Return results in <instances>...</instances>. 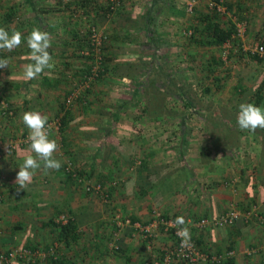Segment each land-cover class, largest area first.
<instances>
[{
    "label": "crops",
    "instance_id": "1",
    "mask_svg": "<svg viewBox=\"0 0 264 264\" xmlns=\"http://www.w3.org/2000/svg\"><path fill=\"white\" fill-rule=\"evenodd\" d=\"M246 1L228 0L233 12L225 16L236 26L238 16L246 15L244 44L249 47L254 35L264 43V0L245 9ZM188 4L191 0H122L118 12L103 15L105 0H0V26L25 37L14 51H0V58L10 60L8 68H0V137L9 143L0 153V252L17 247L47 252L56 246L54 255L62 258L54 262V255H36L10 264H165L166 250L175 246L172 235L162 232L153 240L117 223L118 217L147 223L157 210L174 219L183 215L190 239L204 252H234L218 262L192 264H264V222L243 215L256 206L264 216V129L253 133L237 125L242 102L264 106V58L250 55L259 62L256 74L235 72L223 65L219 46L180 40L185 26V34L193 27L201 33L205 23L200 19L210 11L199 4L190 15ZM149 16L154 24L146 26ZM87 19L108 34L110 60L107 76L89 87L84 83L91 60L82 55ZM34 28L50 32L55 67L26 80L23 68L32 63L26 37ZM145 45L154 52L143 64L149 73L128 74L132 71L125 72L128 63L122 57H135L131 51ZM179 47L191 53V71L180 80L193 88L197 109L188 110L180 98H167L166 90L148 85L157 74L150 71L160 66L180 73L183 64L171 63L178 60ZM126 48V54L119 52ZM247 53L235 51L231 60H245L241 56ZM125 78L145 80L143 94L133 83L126 86ZM73 89L79 97L68 107ZM2 102L12 114L4 113ZM30 110L47 114L49 122L60 120L59 127L51 124V136L60 145L55 156L62 167L47 174L37 170L27 190L18 191L19 166L31 152L30 142L19 141L28 136L22 116ZM69 160L81 176L102 183L104 195L87 192L66 171ZM233 207L242 213L233 225L192 224ZM63 215L76 220L75 239L59 236L56 223Z\"/></svg>",
    "mask_w": 264,
    "mask_h": 264
},
{
    "label": "built area",
    "instance_id": "2",
    "mask_svg": "<svg viewBox=\"0 0 264 264\" xmlns=\"http://www.w3.org/2000/svg\"><path fill=\"white\" fill-rule=\"evenodd\" d=\"M227 0H216L212 2L211 6L215 7L217 12L220 15H230L231 12L228 9L226 4ZM107 6L110 8V11L114 14L118 8L122 6V0H106ZM192 8V6H190ZM85 18H88L85 16ZM91 21V20H90ZM87 19V25L84 33H88L89 43L92 46L93 51L95 52V63L92 67L91 74L86 76L84 86L89 87L90 82L97 80L101 72H105V65L103 62V47L107 43L108 34L103 32L96 23L90 22ZM248 21L247 20H239L236 23L235 30L233 33L223 42L221 45V58L225 65H230L232 54L237 51L248 50L253 54H257L259 58H264V43H255L253 46H247L244 44V38L247 33ZM84 56L90 55V49L85 48L82 51ZM79 97L78 89H73L69 96L66 98V105L70 107L73 105ZM3 103L4 113L12 114V109L6 102ZM60 120H54V122L50 121V124H58ZM59 127L60 125H56ZM28 136L21 138L20 142H29L27 140ZM7 143L5 139L0 137V153L6 148ZM12 147L17 146L16 143H10ZM66 171L71 173L77 180L83 184L87 192H93L100 195H104V186L102 183L94 182L84 176H81L74 166L73 161L69 160L66 164ZM0 170V175H1ZM3 200V194L0 191V206ZM242 215L241 211L236 208H231L226 212L221 213L216 218L210 220L208 218H201L197 220H192V224L195 227L202 228L207 225H213L215 227H225L233 225L237 219ZM247 221H250L253 218L259 220V222H264V216L261 215L256 206H251L246 212L243 214ZM70 216L63 215L59 218V221L62 224L67 223L70 220ZM174 218H169L165 216L160 210L154 212V217L147 223L136 222L130 217H118L117 223L119 228L131 227L134 230L141 233L145 238L156 239L162 232L169 233L175 238V246L169 247L165 255L163 256V261L165 264H169L172 262L178 263H197L200 261H211L218 262L221 259H225L227 257H231L234 252L228 251L225 255H210L209 253L204 252L199 248V246L190 239V242L187 247H180V237L176 235V227L172 226V222H174ZM2 223V217L0 214V226ZM1 232V231H0ZM56 251V246L51 247L47 252H40V250H33L27 247H17L7 251L0 252V264H10L13 261L17 260H25L28 258H32L36 255H42L43 257H48L49 255H54ZM56 256V255H54Z\"/></svg>",
    "mask_w": 264,
    "mask_h": 264
},
{
    "label": "clouds",
    "instance_id": "3",
    "mask_svg": "<svg viewBox=\"0 0 264 264\" xmlns=\"http://www.w3.org/2000/svg\"><path fill=\"white\" fill-rule=\"evenodd\" d=\"M23 33L16 29L9 30L0 26V51L12 52L19 48L24 42ZM27 47L30 49L28 63L23 68V76L26 80H33L55 67V61L49 49L52 46V37L47 30L34 28L26 37ZM10 60L0 58V68H8ZM23 124L29 130L27 140L30 142L31 152L23 158L19 166L15 183L17 190H27L32 183L37 170L43 169L45 174L50 170L58 171L62 162L56 158L60 145L52 138V125L49 116L38 110H30L23 113ZM237 125L241 131L256 132L264 129V106H258L252 102H242L239 105ZM187 221L183 215L176 217L172 226L176 227V235L180 237V247H187L190 242V228L186 226Z\"/></svg>",
    "mask_w": 264,
    "mask_h": 264
},
{
    "label": "trees",
    "instance_id": "4",
    "mask_svg": "<svg viewBox=\"0 0 264 264\" xmlns=\"http://www.w3.org/2000/svg\"><path fill=\"white\" fill-rule=\"evenodd\" d=\"M226 4L228 6L229 11H232V5L230 3H228V1L226 2ZM119 9L120 8H118L116 12H118ZM112 14L113 13L110 11V8L107 6V4H105V8L103 9V15H112ZM200 20L205 23V27L201 33H199V31L196 29V27H193V29L189 28L190 33H188V31L186 32V36H187L188 40L192 41V42H196L199 45H216V46H219L221 48V45L223 44V42L233 33V31L235 30V27H236L235 24L232 22L230 24H226V25L222 26L221 20L219 19V13L217 12L215 7H211L210 11L208 13H206L205 16H203V18ZM90 22L95 23V21H93V20H91ZM152 24H154V20H153L152 16H149L148 21L146 22V26H149ZM199 35L203 36L205 38H202V37L199 38ZM83 39H85L87 42L86 48L90 49V55L85 56L91 60L90 61V63H91L90 69L87 72V74L90 75L92 67L95 63V54H94L95 52L93 51L92 46H90L91 44L89 43V38H88L87 32L84 33ZM108 40H107V42H108ZM103 51H104V55L102 58H103V62H104L106 71L101 72V75L97 80L104 79L107 76V74L110 72V63H109L110 60L108 57L107 43L103 47ZM241 51H243V50L241 49ZM250 55L253 58H259L257 54H253L250 52ZM160 65H163V64L160 63ZM143 68H144V66H143ZM158 69L160 70V72L163 69V74H160ZM180 69L182 71L184 70L183 67ZM188 70L186 69V71H188ZM152 71L153 70H151L150 72H152ZM182 71L181 72L179 71L180 73H178L177 76H174L175 72L173 70H171L170 68H167L165 71L164 67L160 66V68H156V72H157L156 75H158L159 77L158 78L152 77V79H151L152 81L148 85L151 86L152 88H156L158 91H160V89L166 90L165 94L167 95V98L178 99V100L181 99L180 101L184 105V107L187 108L188 110H190L194 107L196 108V106H194V103H192V100H191V98H192L191 97V91L193 90V88H190L191 85L189 84V82H184L183 80H180V79L186 78L185 75H187L186 71H183V72ZM145 73H149V72L143 71V72H140L139 75L145 74ZM160 76L165 78L167 83H163L162 82L163 78H160ZM133 84H134V88L136 90H138L141 94H143L144 88L147 87V85H146L147 82L145 80H141V82L135 81ZM163 84H166V88L163 87ZM187 113L191 114L192 112L190 111ZM56 226L59 229V236L60 237H63V236L68 237L70 235L74 239L77 237L76 230H77L78 224H77L76 220L71 218L65 224L56 223ZM52 259L54 262H62V258H59V256H54V257H52ZM21 261H24V260H21Z\"/></svg>",
    "mask_w": 264,
    "mask_h": 264
},
{
    "label": "rangeland",
    "instance_id": "5",
    "mask_svg": "<svg viewBox=\"0 0 264 264\" xmlns=\"http://www.w3.org/2000/svg\"><path fill=\"white\" fill-rule=\"evenodd\" d=\"M212 1L213 2H215V0H207V1H204V2H197V0H191V4H188L187 6H192V8L193 9H189V11H188V13L191 15L192 14V10H194V8H196V6H198L199 4L201 5V6H203L205 9H209L210 10V8L212 7L211 6V4H212ZM228 1V0H227ZM257 2H258V0H247L246 1V3H247V7H245V9H247V8H250V6H253V4L254 3H256L257 4ZM248 3H250L251 5H248ZM105 4H106V0H105ZM259 4V3H258ZM245 5V4H244ZM211 6V7H210ZM258 8H259V5H258ZM135 12H136V10H135ZM232 12H233V9H232ZM136 14H138V16H136V18H138L139 17V13H137L136 12ZM236 14H238L237 12H236ZM243 16H245L246 17V15H243ZM245 17H239L238 16V19L239 20H241V19H245ZM219 19L226 25V24H230L231 22H233V21H229L230 19H228L227 18V16H223V15H220L219 14ZM143 20V19H142ZM142 20H141V22L140 23H138V24H143L142 23ZM163 20H165L166 21V19L164 18ZM238 20V21H239ZM94 21V20H93ZM186 31V26L184 27V29H183V31ZM183 31H182V33L180 34V40H185L186 41V39H187V36H186V34L185 33H183ZM180 32V31H179ZM152 35H154L153 36V38H157V36H158V34L156 33V34H152ZM246 35H247V33H246ZM183 38V39H182ZM257 42H259V38L256 36V35H254L253 36V40L252 41H250L248 44H255V43H257ZM252 45V46H253ZM181 46V45H180ZM152 48V46H147V45H145V46H139V47H137V48H134L135 50H133V51H131V50H128V51H131L133 54H134V56L135 57H122L123 59H126V62L128 63H126L127 64V66H125V68H126V70H125V72H129L130 70L132 71V73H128V74H137L139 77H140V75H139V73L140 72H143L144 71V68H143V64H144V60H150L151 59V57L154 55V52H153V50L151 49ZM180 48V47H179ZM127 48L126 49H121L119 52H121L122 54H126L127 52ZM245 52V51H244ZM247 52V51H246ZM218 54L220 53L221 54V50L220 51H218L217 52ZM178 54V60H172V62L171 63H176L175 61H179L181 64H183V71H185L186 69H189L188 71H186V73H189L191 70H190V68H188V63L190 62L191 63V59H190V55H191V53H190V51H187V50H184L183 48L181 49H179V52L177 53ZM233 55H235V54H233ZM127 56V55H126ZM131 56V55H130ZM241 57H244V59L245 60H231V62H230V65H228V66H232V70H234L235 72H237V71H239V70H242V69H244L243 71H247V72H253V73H255V71L256 70H258V65H259V62H256L251 56H250V53H247V54H243ZM129 58V59H128ZM179 58H180V60H179ZM158 61V60H157ZM179 62H177V64H179ZM222 64H223V62H222ZM233 64L234 65H236V66H233ZM223 65H225V64H223ZM226 66V65H225ZM178 70V69H177ZM231 70V71H232ZM178 71H182L180 68H179V70ZM182 71V72H183ZM153 72H155V73H157L156 72V69H153ZM176 73V74H175ZM174 74V76H177V72H175ZM236 73H234V75H235ZM247 74V73H246ZM245 74V75H246ZM256 74V73H255ZM255 74H252V75H250V80L254 77V75ZM132 76V75H131ZM141 77H142V75H141ZM159 76L158 75H155V76H153V78H158ZM123 83L124 84H126V86H127V84H131V85H133L132 83L133 82H128V79L127 78H125V80L123 81ZM124 85H122V87H123ZM197 86V85H196ZM174 101V100H173ZM174 103L175 102H172V106H174Z\"/></svg>",
    "mask_w": 264,
    "mask_h": 264
}]
</instances>
